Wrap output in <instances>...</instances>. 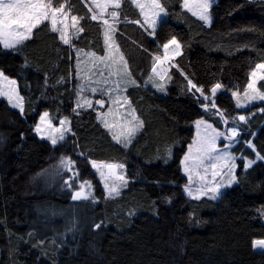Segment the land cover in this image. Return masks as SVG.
Here are the masks:
<instances>
[{"label":"trees","instance_id":"16d2710c","mask_svg":"<svg viewBox=\"0 0 264 264\" xmlns=\"http://www.w3.org/2000/svg\"><path fill=\"white\" fill-rule=\"evenodd\" d=\"M159 1L167 17L153 37L135 23L128 1L119 11L115 40L135 81L128 97L143 121L129 148L111 140L95 109L74 111L72 48L103 53L102 24L82 0H51L79 19L82 31L71 44L45 22L14 52L0 47V72L16 81L23 108L0 101V264H264V251L254 247L264 241V159H256L264 157V105L251 107L248 114L257 111L243 126L256 133L255 151L243 141L234 149L255 163L245 169L237 161L236 183L219 200L187 198L181 169L192 126L206 116L188 83L205 95L220 84L216 107L240 112L229 93L245 89L264 63V0H217L209 26L183 10L182 0ZM172 39L180 53L162 94L147 85L153 57ZM258 87L264 93V81ZM45 112L69 121L64 145L53 148L34 133ZM58 156H71L76 173L95 185L88 159L123 163L129 184L111 198L98 191L97 203H73L57 189L59 180L51 186L38 177Z\"/></svg>","mask_w":264,"mask_h":264},{"label":"rangeland","instance_id":"374dc122","mask_svg":"<svg viewBox=\"0 0 264 264\" xmlns=\"http://www.w3.org/2000/svg\"><path fill=\"white\" fill-rule=\"evenodd\" d=\"M87 8L91 9V17L93 14L97 15L96 21H99L102 24V34H103V53L97 54L91 50H84L80 48H72L75 55V62H74V74H73V80L72 82L75 84V98H74V111L80 112L88 109H95L97 121L101 124V126L104 128L106 133L109 135L111 140L114 143H117L116 139H113V136H116L120 139V143H117L121 145L123 148H129L132 140L136 137L137 134H139L143 130V121L140 118V116L137 113V110L131 103L130 98L128 97L127 91L129 88H131L135 83L129 82V74L130 69L127 64V70L124 69L123 64L126 59L124 58V61H120L119 57L122 55L116 40H115V33L117 31V25L119 24V11L125 1H128L134 10H136L139 18L137 21L139 23H135L139 25L144 31L148 32L150 37H153L155 30L158 28L159 24L164 21L167 17V12L164 9L162 13L159 14V16H155L154 19L156 20V23L154 26L150 25L145 19V16L141 14V10L137 8L133 3L132 0H121V6L118 9L112 8L110 5L107 8H101L96 7V4L99 3L100 5H103L106 3V0H82ZM45 2H48L45 0ZM142 3H150V0H141ZM199 2V0H189L190 4H195ZM217 2V0H208L209 8L207 10V15L209 17V21L206 23L204 20H201L198 18V16H194L191 11L188 10V8L185 7V0H182V9L186 12L190 13L193 17L199 19L202 21L206 26H209L212 22V18L210 15V9L211 7ZM160 3V1H159ZM161 4V3H160ZM63 13H67V16H63L60 13H58L59 21L57 23V28L60 31L55 32L60 39V32H65L68 37L70 38V44L71 42L78 37V34L80 31H77L79 29V19L78 23L73 26V21L71 17L73 15L68 11L66 8V4H62ZM56 8H60V6H54ZM112 11H116L118 13L117 18L113 19L110 15ZM145 12L148 13L150 16L151 13L148 9H145ZM108 20V25L104 24V20ZM49 24V27L51 29V22L50 20L45 21ZM43 22V23H45ZM42 23V24H43ZM111 25L113 28H115L114 32H110L109 36L111 37L108 40V43L106 44V36L105 32L108 28V26ZM25 41V40H24ZM17 44L13 48L5 49L2 44H0V47L5 51L14 52L18 49V47L24 42ZM62 42V41H61ZM63 45H66L62 42ZM117 49L119 50L117 52ZM111 53L112 56L107 60L104 61L102 59L106 54ZM180 53V49H176L174 45H169V48L165 50L163 48V56H160V60L157 61L154 58L157 56H154V63L152 67V76L149 79L151 82L147 85V87L152 88L155 91H162V94H165L167 88L170 86L169 84V78H168V70L173 64L174 59L177 58V56ZM94 54V55H93ZM115 58L116 64L113 65L112 71L119 70L120 75H110L109 69L105 67V64H111L112 58ZM124 57V56H123ZM166 57V58H165ZM127 63V61H126ZM256 68V67H255ZM254 68V69H255ZM155 69V70H154ZM253 69V70H254ZM252 70V71H253ZM103 73V75H101ZM10 79V78H9ZM13 80V79H10ZM130 80H133L130 75ZM251 77L249 76L250 82ZM134 81V80H133ZM264 80H257L256 88L260 92L258 84L259 82ZM117 83H119V88H117ZM194 85V84H193ZM248 85V84H247ZM0 86L3 87L5 92H8L9 86L6 84H0ZM15 88L16 95L20 98V103L22 104L21 97L18 92L17 84L12 86ZM198 87H191L188 83V89L194 93V95L202 100L204 104L201 106L204 109V112L206 114L205 117L200 118L196 120L192 126L193 129V136L189 144L187 145L185 154L181 161V169H182V175L185 177L186 182L183 186V193L185 196L189 199H193V196H198V199L200 200L203 198L210 199L217 201L219 200L220 196L231 186H233L236 183V172L238 168L237 161L242 160L244 163L245 169H248L255 163V159L251 166L247 165V161L249 159L243 157L240 154H235L234 149L243 141V145L245 148L252 149L253 147H249L248 144L252 143L253 139L256 136V133L251 134L248 130L244 129V125H246L247 121L250 119L251 116L255 114L257 111H252L250 114L247 113V111L251 107H258V109H261V106L264 105V100L260 99L259 96H257L255 93L252 92L251 89H248L246 86L245 89L239 91H233L236 92L237 95L233 96V92H230L229 95L232 99V101L235 104V107L237 108L239 113H236L235 115H227L224 111L219 110L216 107V96L221 92V88L217 90L215 95L212 94V91L209 95H205L202 91H197ZM83 89V90H81ZM95 89V91H93ZM16 95L12 97V102L10 103L8 95H0V101H5L12 109L14 110H20V107H13L12 105L14 103H17ZM205 96L208 97L207 100H205ZM255 96V98H252ZM125 98H127V102L125 101ZM97 101H103V107H101L100 104L97 103ZM239 101L240 106L237 107V102ZM77 103L80 104V107H77ZM215 104V107L212 105ZM205 105L208 107L205 108ZM44 113H42L43 115ZM98 114H103L98 115ZM222 114V115H221ZM37 119V122L34 126V133L37 135V137L41 140H44L50 144L51 147L55 148L59 145H64L67 142V139L71 135L69 121L67 118H62L58 122H54L51 120V118H46V121L44 123H41L40 117ZM133 116H135L136 119H133ZM244 116V120H240L239 117ZM51 122V127L48 126V122ZM61 121H66L64 125H61ZM103 121H106L108 124V127L106 128L104 126ZM198 121H203L202 124L199 126L197 125ZM226 121V122H225ZM41 126V133L38 134L36 132V126ZM206 125H211L210 128L206 127ZM135 126L136 131L134 134L128 138L127 137V131L129 128ZM235 128L237 131L236 136H231V130ZM53 129H60V131H53ZM213 129L215 132H213ZM63 132L64 139L60 140L59 136ZM220 133L221 135L216 136L215 133ZM199 133V135H198ZM225 134H228V138H225ZM42 136L44 138H42ZM50 136H53L57 139V143L54 146L51 143ZM244 136H249L248 140H244ZM204 137H208L209 139L215 138L214 142V150L210 152L209 156H204L203 161L201 162L198 157L201 155L196 149L197 145L194 144V141L199 143ZM190 147L192 148L191 154L189 153ZM255 149V148H254ZM254 152V150H253ZM231 155L233 157H236V159L233 161L235 163V168L229 171V163L226 161H217L215 158L218 156L223 155ZM82 156V155H81ZM185 156H189V159L185 161ZM84 157V156H82ZM240 157H243L241 159ZM53 160L50 162L49 166L45 171H43L41 174L38 175V177L45 178L48 185L54 184L56 180H59V184L56 186H59L57 189L60 193L68 192V194H72L75 191L81 190L80 185L87 181L91 187H86L84 191L86 193H90L88 195L87 199H83L80 202H93L97 203V193L98 191H101L103 193L104 198H111L108 195L106 185L108 188H111L113 186L119 187V191L126 188L129 184V179L126 176V166L123 163L119 162H112V161H96L92 159H88L86 161V165L91 172L90 177H94L97 184L95 185L93 181L86 177L82 178V175L76 173L75 171V163L72 160L71 156H58L53 157ZM71 161L72 167L69 168L66 166V163H63L62 161ZM172 160V152L170 151L168 153V163H170ZM92 162H95L99 167V170L97 168H94L92 166ZM107 165H112L113 167L109 169ZM213 165H217V167H213ZM120 176H123L124 179L127 181L126 185L119 179ZM90 179V180H89ZM67 181V183H66ZM47 185V187H48ZM55 185V184H54ZM71 185V187L69 186ZM217 185H222V187L219 188V194L215 199H212L213 192L209 191V189L215 188ZM99 187V189H98ZM189 191L192 193V195H189ZM115 196V195H114ZM254 247L258 251H264V244H256L254 243Z\"/></svg>","mask_w":264,"mask_h":264},{"label":"snow or ice","instance_id":"6c2138e0","mask_svg":"<svg viewBox=\"0 0 264 264\" xmlns=\"http://www.w3.org/2000/svg\"><path fill=\"white\" fill-rule=\"evenodd\" d=\"M132 3L141 10V14L145 16V19L150 25L154 26L156 23V20L154 19L155 16H159L160 13L164 11L163 7L159 3V0H150V3H142L141 0H132ZM111 6L114 9H118L121 6V0H106V3L103 5H100L99 3L96 4V7H101V8H107L108 6ZM185 7L188 8L189 11L192 12L194 16H198L199 19L204 20L206 23L209 21V17L207 15V10L209 8V3L208 0H199V2L195 4H190L189 0H185ZM63 5H61L60 8L54 7V5L51 3V0H48V2H45V0H0V44L3 45L5 49L8 48H13L17 44L21 43L24 40L30 39L31 35L33 33V30L37 27H39L43 22L50 20L51 22V31L57 32L60 31L57 28V23L59 21L58 13H60L63 16H67V13L62 12ZM145 9H148L151 15L149 16L148 13L145 12ZM91 11V9H90ZM111 17L113 19L117 18L118 13L116 11H112L110 13ZM98 17L97 15L93 14L92 19L96 20ZM73 21V26H75L78 23V18L73 16L71 17ZM105 25H108V20L103 21ZM132 22V21H129ZM136 23H139V21H136ZM77 31H82V29H77ZM115 28H113L111 25L108 26L105 36H106V44L108 43V40L111 38L109 36L110 32H114ZM60 39L61 41L68 45L70 44V38L68 35L61 31L60 32ZM169 45H174L176 49H179L180 45L177 43L175 39L170 40L167 44L164 45L165 50L169 48ZM119 50L117 49V52ZM94 55V54H93ZM112 56L111 53L106 54L103 58L97 57V59H102L104 61H107L110 57ZM166 58V57H165ZM120 61H124L123 55H120L119 57ZM155 60L159 61L161 58L159 56L154 58ZM116 64V60L113 57L112 58V63L111 64H105V67L108 68L109 74L110 75H120L119 70L112 71L113 65ZM123 67L125 70H127V63L124 61ZM155 70V69H154ZM103 75V73H101ZM251 80L248 83L247 87L248 89H251L253 93H255L257 96H259L260 99L264 100V93H261L257 90L256 88V83L257 80H264V63H258L256 65V68L250 73ZM129 82L130 83H135V81L130 80V74H129ZM0 84H6L9 86L8 92H5L3 87L0 86V95H8L10 103L12 102V97L16 95L15 88L12 87L16 84L15 80H10L8 77H6L3 72H0ZM189 84L191 87H196L189 81ZM221 87L220 84H217L215 87L211 89L212 94L215 95L217 90ZM117 88H119V83H117ZM83 90V89H81ZM197 91H201V89L197 88ZM95 91V89H93ZM237 93L233 92V96H236ZM252 98H255L253 96ZM208 97L205 96V100H207ZM16 100L17 103H14L12 106L13 107H20L21 112H23L22 104L20 103V98L18 95H16ZM125 101L127 102V98H125ZM98 104L103 107V101H97ZM215 107V104L212 105ZM239 101L237 102V107H239ZM77 107H80V104L77 103ZM208 106L205 105V108ZM98 115H103V114H98ZM222 115V114H221ZM48 117V113L45 112L41 117V123H44L46 121V118ZM133 119H136L135 116H133ZM240 120H244V116L239 117ZM226 122V121H225ZM61 125H64L66 121H61ZM104 126L107 128L108 124L106 121H103ZM203 121H198L197 125L199 126L202 124ZM48 126L51 127V122H48ZM206 127L210 128L211 125H206ZM53 131H60V129H53ZM136 131L135 126L131 127L127 131V137L130 138L134 132ZM36 132L38 134L41 133V126L37 125L36 126ZM213 132L215 130L213 129ZM199 135V133H198ZM216 136L221 135L220 133H215ZM231 136H236L237 131L235 128L231 130L230 133ZM42 138H44L42 136ZM51 139V143L55 146L57 143V139L53 136L49 137ZM225 138H228V134H225ZM60 140L64 139L63 132H61L59 136ZM113 139H116L117 143H120V139L116 136H113ZM215 138L213 137L212 139H209L208 137H204L199 143L194 141V144L197 145V151L201 153V155L198 157V159L202 162L204 156H209L210 157V152L214 150ZM249 147H253L251 143L248 144ZM255 151V149L253 148ZM192 148L190 147L189 153L191 154ZM243 159V157H240ZM189 159V156H185V161ZM217 161H226L229 163V171L231 172L232 169L235 168V163L233 161L236 159V157H233L231 155H223V156H218L215 158ZM259 159H264V157L260 156L257 154V160ZM63 163H66V166L71 168L72 167V162L69 161H62ZM253 161L249 160L247 161V165L251 166ZM92 166L94 168H97L99 170V167L95 162H92ZM109 169H111L113 166L112 165H107ZM213 167H217V165H213ZM119 179L126 185L127 181L124 179L123 176H120ZM67 183V181H66ZM71 187V185H69ZM88 187L90 188L91 185L85 181L80 185V191L74 192L72 199L77 200V199H87L88 195L90 193H86L84 189ZM108 192V195L110 197L114 195H119V187L113 186L111 188H108V186H105ZM222 187V185H217L213 189H209V191L213 192V196L211 197L212 199H215L217 195L219 194V188ZM189 195H192V193L189 191ZM193 199H198V196H193ZM95 227L99 228L100 225H96ZM254 243L256 244H264V241H255Z\"/></svg>","mask_w":264,"mask_h":264},{"label":"water","instance_id":"95a60500","mask_svg":"<svg viewBox=\"0 0 264 264\" xmlns=\"http://www.w3.org/2000/svg\"><path fill=\"white\" fill-rule=\"evenodd\" d=\"M78 191H80V190H78ZM75 192H76V191H75ZM73 194H74V192H73L72 195H71V202L76 203V202H80V201L83 200V198H81V199H77V200H73V199H72ZM0 259H1V249H0Z\"/></svg>","mask_w":264,"mask_h":264}]
</instances>
